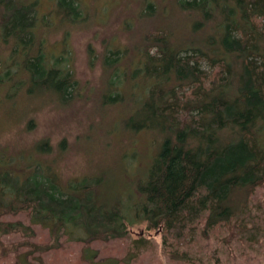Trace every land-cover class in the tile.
Masks as SVG:
<instances>
[{"label": "trees", "instance_id": "obj_1", "mask_svg": "<svg viewBox=\"0 0 264 264\" xmlns=\"http://www.w3.org/2000/svg\"><path fill=\"white\" fill-rule=\"evenodd\" d=\"M153 4L145 0L140 16L153 15ZM37 5L38 0H0V42L12 40L15 55L4 70L15 66L28 73L33 84L54 90L61 102H72L80 83L70 65L60 62L62 53L45 55L35 39L32 29L41 16L50 21V14L39 16ZM178 7L191 17L185 42L178 43L168 29L154 28L132 49L110 46L107 53L112 56L104 60L112 91L121 83L131 84V90L141 86L143 96L129 128L162 136L147 177L137 183V199L128 198L132 207L120 198L101 201L100 177H86L70 187L29 155L4 154L0 247L14 254L12 264H32L36 253L61 247L62 238L75 229L82 231L78 241L86 245L125 238L130 214L137 222L146 221L148 230L164 223L163 252L174 258L189 261L192 240L187 239L202 237L206 243L201 248L215 264H224L210 243L214 229L223 227L226 235L220 240L230 247L238 243L240 251L246 247L239 254L243 264L264 262L248 255L255 237L253 243L264 252V192L259 194L264 189V0H179ZM54 11L71 23L88 15L81 0H55ZM89 53L95 54L91 46ZM115 94L106 103L123 101ZM32 165L41 169L29 170ZM35 225L49 230L51 243L24 239L9 245L2 240L14 234L35 237ZM229 252L238 259L234 249ZM10 253L0 264L12 258Z\"/></svg>", "mask_w": 264, "mask_h": 264}, {"label": "rangeland", "instance_id": "obj_2", "mask_svg": "<svg viewBox=\"0 0 264 264\" xmlns=\"http://www.w3.org/2000/svg\"><path fill=\"white\" fill-rule=\"evenodd\" d=\"M34 1L27 0L29 3ZM152 1L153 15L141 17L139 7L145 0H81L84 14L88 15L71 23L57 16L55 0H38L39 16L50 14V21L41 16L37 29H32L34 37L43 44L45 55H64L60 62L63 64L65 60L74 71V77L80 83V93L72 102L64 103L54 90L33 84L32 77L23 70L15 66L11 71L4 70L3 66L9 65V59L14 55V42H0V161L4 154L29 155L37 164L49 167V174L56 176L62 185L69 182L70 187L83 178L100 177L98 191L101 201L112 203L120 198L126 206L132 207V200L128 198L137 199V183L147 177L153 158L160 150L162 136L157 131L137 132L129 128L128 122L143 96L139 94L141 86L131 90V84L121 83L117 92L112 91L108 86L110 71L105 69L104 60L110 54L107 53L110 46L132 49L147 31L154 28L170 30L178 43L186 41L188 31L185 29L191 17L178 9L179 0ZM127 20L134 24L129 27ZM89 46L94 48V55H90ZM115 93H119L123 101L106 103L109 97L116 96ZM38 169L41 168L36 165L29 168ZM263 192L264 189L259 190V194ZM19 218L27 221L24 215ZM8 219L16 220V217L8 216ZM128 220L133 222L132 225L127 222L128 235L125 238L86 245L78 241L84 235L82 231L75 229V233H67L62 238L61 247L40 255L36 253L32 264H89L90 260L101 264L100 259L108 258L118 260L116 264H215L208 250L201 248L206 243L204 238H196L193 242L194 237H189L187 240H192V246H189L191 259L180 260L163 252V235H155L157 228L148 230L146 221L137 222L131 214ZM33 228L35 237L14 234L2 240L9 245L24 239L51 243L47 228L40 225ZM224 235L225 228H215L211 233V245L218 249L224 264H243L245 260L239 254L246 252V247L241 249L242 252L238 243L232 242L230 247L220 240ZM140 237L150 240H139ZM250 241H256V237ZM253 242L248 244V255L264 260V252ZM184 247L181 244V249ZM232 249L237 260L229 252ZM9 253L0 247V260L4 261ZM196 253L197 257L194 256ZM10 254L12 258L3 264L15 261L14 254ZM85 258L89 259L87 263L82 261Z\"/></svg>", "mask_w": 264, "mask_h": 264}, {"label": "water", "instance_id": "obj_3", "mask_svg": "<svg viewBox=\"0 0 264 264\" xmlns=\"http://www.w3.org/2000/svg\"><path fill=\"white\" fill-rule=\"evenodd\" d=\"M164 230V223H162L161 225H159V227L157 228L155 235H159L161 232H163ZM144 232H142L143 234ZM152 236V234H150Z\"/></svg>", "mask_w": 264, "mask_h": 264}]
</instances>
